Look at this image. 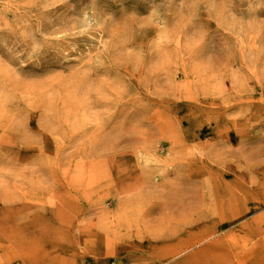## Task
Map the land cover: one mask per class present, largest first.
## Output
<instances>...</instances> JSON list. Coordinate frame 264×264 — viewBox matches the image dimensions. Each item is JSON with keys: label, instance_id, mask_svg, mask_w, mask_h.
<instances>
[{"label": "rangeland", "instance_id": "1", "mask_svg": "<svg viewBox=\"0 0 264 264\" xmlns=\"http://www.w3.org/2000/svg\"><path fill=\"white\" fill-rule=\"evenodd\" d=\"M261 165L264 0H0V264H133Z\"/></svg>", "mask_w": 264, "mask_h": 264}, {"label": "crops", "instance_id": "2", "mask_svg": "<svg viewBox=\"0 0 264 264\" xmlns=\"http://www.w3.org/2000/svg\"><path fill=\"white\" fill-rule=\"evenodd\" d=\"M229 179L219 193L188 204L165 205L161 225L118 230L115 261L133 264H264V165ZM206 203V205H205ZM128 235V236H127ZM102 263L109 260L102 255Z\"/></svg>", "mask_w": 264, "mask_h": 264}]
</instances>
